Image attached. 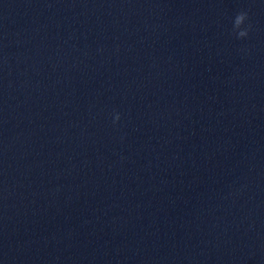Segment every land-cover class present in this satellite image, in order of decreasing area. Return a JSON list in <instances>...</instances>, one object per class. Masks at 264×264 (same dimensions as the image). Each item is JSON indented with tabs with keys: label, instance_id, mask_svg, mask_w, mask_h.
<instances>
[{
	"label": "clouds",
	"instance_id": "clouds-1",
	"mask_svg": "<svg viewBox=\"0 0 264 264\" xmlns=\"http://www.w3.org/2000/svg\"><path fill=\"white\" fill-rule=\"evenodd\" d=\"M252 27L248 11L241 10L236 13L232 21V32L237 39L247 38ZM119 119L120 115L116 114L113 122L115 123Z\"/></svg>",
	"mask_w": 264,
	"mask_h": 264
}]
</instances>
